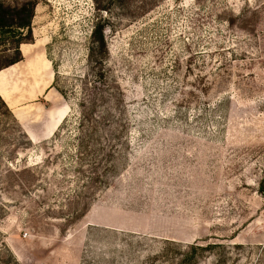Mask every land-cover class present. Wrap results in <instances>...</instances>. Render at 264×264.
Masks as SVG:
<instances>
[{"label":"rangeland","instance_id":"obj_1","mask_svg":"<svg viewBox=\"0 0 264 264\" xmlns=\"http://www.w3.org/2000/svg\"><path fill=\"white\" fill-rule=\"evenodd\" d=\"M36 1L0 28V264H264V0ZM101 14L112 138L77 120Z\"/></svg>","mask_w":264,"mask_h":264},{"label":"trees","instance_id":"obj_2","mask_svg":"<svg viewBox=\"0 0 264 264\" xmlns=\"http://www.w3.org/2000/svg\"><path fill=\"white\" fill-rule=\"evenodd\" d=\"M95 1L97 3L98 13L105 10L109 14L111 0ZM117 1L127 9L132 7L143 9V5H134V0ZM143 2L141 1V3ZM37 3L36 0L25 2L19 6H6L4 3H0V28L14 27L19 30L28 29V31H31V23ZM106 26V20H103V15L101 14V17L98 18L92 30L91 46L89 48L88 60L91 64L93 77L91 79L85 77L82 80L80 84L81 93L77 103V120L79 127L82 133L88 134L86 136L91 138L94 136H101L100 133L102 130L112 138L115 136L116 131H119L121 125H118V121L114 120V111L119 105L120 95L123 94L122 90L118 87L112 88V92L108 95V98H105L103 93L101 94L97 91L99 89L98 82L104 76V64L109 55L108 40L105 35ZM16 61H18V58L13 62ZM62 93H64V90H62ZM102 102H105L106 105L100 110ZM80 146L85 150L86 148L97 150L99 149L100 143H98L96 139L89 143L81 142V144H79V147Z\"/></svg>","mask_w":264,"mask_h":264}]
</instances>
